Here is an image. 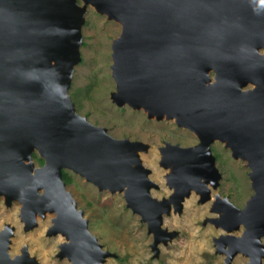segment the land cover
<instances>
[{
	"label": "water",
	"instance_id": "obj_1",
	"mask_svg": "<svg viewBox=\"0 0 264 264\" xmlns=\"http://www.w3.org/2000/svg\"><path fill=\"white\" fill-rule=\"evenodd\" d=\"M80 1L0 0V194L8 195L7 204L19 200L22 213H54L49 233L66 235L60 256H71L74 264H102L109 253L89 230L83 210L66 188L63 169L99 190L126 189L127 207L147 215L154 234L159 233L152 245L174 233L161 227L162 215L172 205L169 196L158 199L150 193L159 186L136 152L143 143L112 137L80 115L70 97L84 13L93 3L96 12L121 24L111 46L112 102L165 110L178 117V127L184 128V122L189 130L184 129L197 134L194 146L166 143L160 148L168 152L161 155L160 164L177 163L166 174L175 193H181L177 210L210 167L212 186L217 187L221 176L210 149L212 134L226 142L233 158L249 160L253 194L242 208L216 194L221 205L216 210L222 214L207 220L225 225L236 217L230 231L242 223L243 232L216 237L217 252L226 244L237 245L249 251L254 264H261L264 97L258 87H244L264 79V0ZM212 71L217 82L210 80ZM33 152L43 159L41 166L35 165ZM206 185L201 182L208 194ZM7 235L5 231L0 236L2 258H7ZM231 258L232 254L226 262Z\"/></svg>",
	"mask_w": 264,
	"mask_h": 264
},
{
	"label": "rangeland",
	"instance_id": "obj_2",
	"mask_svg": "<svg viewBox=\"0 0 264 264\" xmlns=\"http://www.w3.org/2000/svg\"><path fill=\"white\" fill-rule=\"evenodd\" d=\"M78 3L81 4V1L78 0ZM120 31L118 21L87 5L81 27L80 61L73 68L69 94L76 111L86 116L90 123L106 128L114 138L143 143L145 151H138L141 163L150 169L149 178L159 186L157 189L152 187L150 193L157 198L168 197L171 193L165 179L168 169L159 163L162 155L160 148L166 143L193 146L198 139L191 131L178 127L174 118H150L142 109L117 106L112 102L110 94L115 90V83L110 68L111 46ZM210 148L212 154L215 152L218 155L215 165L221 177L217 187L206 185L210 189L209 200L199 202V193L192 191L181 201V210L172 206L169 212L163 214L161 227L174 233L171 239L157 245H152L154 232L148 230V223L141 221L139 214L127 207L122 192L99 190L84 178L66 170L71 179L66 188L77 207L83 210L88 228L97 237L102 250L109 253L102 264H254L246 253H236L226 262L228 255L222 250L217 252L214 239L225 232L207 220L222 214L214 207L213 211L210 210L213 197L216 194L226 197L242 208L253 190L248 176L250 169L244 160L233 158L221 142H213ZM20 205L19 200L13 199L10 208H5L0 200V227L4 222H10L14 227L12 240L9 239L13 252L17 253L26 244L28 259L36 255L41 258L40 264H68L65 258L54 257L58 243L64 241V235L61 232L55 233V237L46 235L48 226H52L53 216L52 222L50 215L45 219L38 218L39 224L25 232L21 216L19 218ZM243 230L241 225L231 232L239 236ZM261 242L264 245V236ZM8 254L13 258L12 253ZM261 264H264V257Z\"/></svg>",
	"mask_w": 264,
	"mask_h": 264
},
{
	"label": "bare ground",
	"instance_id": "obj_3",
	"mask_svg": "<svg viewBox=\"0 0 264 264\" xmlns=\"http://www.w3.org/2000/svg\"><path fill=\"white\" fill-rule=\"evenodd\" d=\"M89 6H92V7H95V5L92 3V4H88ZM257 84H253V86H256ZM125 105H127V103H125ZM137 109H142L143 111H145L146 112V114H150V118H156V119H162V118H165V119H173V120H177L178 119V117L177 116H174V115H172V114H170V113H168V112H166L165 110H148L147 109V107L146 106H144V105H142L141 107L139 106ZM145 109V110H144ZM158 116H162V118H159ZM158 117V118H157ZM182 126L184 127V128H187L188 130H189V128L187 127V125H184V122H182ZM192 133H194V132H192ZM195 134V136L197 137V134L196 133H194ZM212 136H214V139H213V141L211 142V144L213 143V142H216V141H219V142H221V140L217 137V134H212ZM111 143H113L112 141H110ZM222 143V142H221ZM224 143H226V142H223V145H224ZM140 149H142V150H140V151H145L144 149H143V145H142V147L140 148ZM139 150H137L136 152L137 153H139L138 152ZM162 150L160 149V153H162L163 154V156L165 157L167 154H168V152L166 151V150H164V152H161ZM125 153L124 154H129V151H124ZM171 155V154H170ZM196 157H197V154H196ZM139 158H140V155H139ZM239 159V158H238ZM160 160H161V158H159V163H160ZM164 160V159H163ZM246 163L248 162L249 163V160H244ZM164 164V163H163ZM160 164L161 166H164L165 168H167L168 170V172H173V170H174V168L177 166V163L176 162H173L172 164H169V165H167L166 166V164ZM214 178V175H213V170H212V168L210 167V172L208 173V175H206V176H204V175H202V177H200L199 178V181H196V184L197 185H194V186H191V188H189V190H190V193L192 192V191H194V192H196V193H199V196H200V199L199 200H202L203 198H206V196L209 194V192H208V194L206 193V190H205V188L203 187V186H201V182H205V181H207V185L208 184H211V186H212V180H213V178ZM83 178V177H82ZM85 179V178H84ZM165 179H166V173H165ZM171 181V179H169V181L166 179V185L168 186V188L171 190V193L168 195L169 196V203L174 207V209L175 210H177L178 209V202H179V197L181 196V193H175V187H174V185L170 182ZM201 181V182H200ZM218 182V181H217ZM90 183H92L93 184V182H91L90 181ZM93 185H95V184H93ZM218 185V184H217ZM96 186V185H95ZM97 187V186H96ZM154 187V186H153ZM213 188H215L214 186H212ZM155 188V187H154ZM206 188H208V187H206ZM152 189V188H151ZM155 189H157V188H155ZM210 190V189H209ZM125 192V194H126V189H124L123 190V192L122 193H124ZM1 196H3L4 197V199H5V196H8V195H5V194H0ZM154 197V196H153ZM157 198V197H156ZM14 199V198H13ZM12 199V200H13ZM158 199H160V198H158ZM210 199V195H209V197L205 200V201H207V200H209ZM15 200H17V199H15ZM219 198H218V196H217V204L218 205H216V207H214V210L215 211H217V212H222L221 210L220 211H218V210H216V209H221V205H220V203H219ZM21 203V202H20ZM171 206V207H172ZM171 207H170V210H171ZM130 209H132V208H130ZM210 210H212L213 211V208L211 207L210 208ZM26 213L28 214V213H33V212H31L30 210H27L26 211ZM37 213H39V212H37ZM136 213L137 214H139L140 215V217H142L145 221H144V223L145 222H147L148 224H149V227H150V229H151V232H153V225H152V223H153V221L147 216V215H145V214H142V212H137L136 211ZM213 213H215V212H213ZM163 214H165V213H163ZM21 219H22V221H25L26 222V219H28L27 218V215L25 214V213H22L21 214ZM29 220V219H28ZM52 220H53V224H54V218H52ZM237 219H236V217L234 218H232V219H230L229 221H227V223L225 224V225H220V224H216L215 222H213L217 227H219V228H222L223 230H224V234H225V236H228V234L230 235V234H232V232L230 231V226L232 225L233 226V222L234 221H236ZM26 223H28V222H26ZM27 226L26 227H28L29 226V224H26ZM241 225H243L242 223H241ZM224 226L226 227V229L224 228ZM3 231V230H2ZM57 232H61L62 234H63V232L62 231H57ZM56 232V233H57ZM10 233L11 232H9L8 233V235H7V242H9V238H8V236L10 235ZM49 233V232H48ZM61 234V235H62ZM154 234V233H153ZM157 234V238L156 239H160V237L158 236V234L159 233H156ZM58 235H59V233H58ZM64 236H65V238H66V235L65 234H63ZM155 235V234H154ZM10 237V236H9ZM233 241V239H231L230 240V242H232ZM162 242V241H161ZM67 243V242H66ZM66 243L65 244H63V245H66ZM8 244V243H7ZM63 245H62V247H63ZM221 252H224V253H226L228 256V258H229V256L232 254V257L236 254V253H246V255L248 254V256L250 257V259L251 260H253L252 259V257L253 256H251V255H249L250 253H249V251L247 250V249H245V250H242V249H239L238 247H237V245H236V247L235 246H232V247H229V245H225L223 248H222V251ZM225 254V255H226ZM9 256V255H8ZM65 256V255H64ZM69 258H71V256H69V255H67ZM226 257V258H227ZM10 258V257H9ZM21 261H23V255L22 256H19L18 257ZM72 260H73V258H71ZM256 259V258H255ZM11 260H13V259H11ZM14 261V260H13ZM26 262V261H25ZM254 262V261H253ZM73 264H74V261L72 262Z\"/></svg>",
	"mask_w": 264,
	"mask_h": 264
},
{
	"label": "flooded vegetation",
	"instance_id": "obj_4",
	"mask_svg": "<svg viewBox=\"0 0 264 264\" xmlns=\"http://www.w3.org/2000/svg\"><path fill=\"white\" fill-rule=\"evenodd\" d=\"M262 52H261V54L263 53V49L261 50ZM210 80L211 81H216L215 80V77H214V72L212 71L211 73H210ZM263 80V81H262ZM261 80V82L259 83V81L257 82V85L256 86H253L252 84H250V83H248V86H246V87H244V89L245 88H251L252 86L253 87H258L259 89H261V95H262V97H264V79H262ZM217 82V81H216ZM194 134V133H193ZM217 142V141H216ZM219 142V141H218ZM176 145H179V144H177L176 143ZM194 146V145H193ZM211 149V148H210ZM34 153H36V152H33L32 153V159H33V161H34V163H35V165H38V166H41L43 163H39L35 158H33V154ZM37 154V153H36ZM214 157H215V159L217 160V158H218V155L214 152ZM66 172V170L65 169H63L62 170V172ZM66 184H68V183H66ZM158 185V184H157ZM71 193V192H70ZM210 195V194H209ZM222 197V196H221ZM200 199V198H199ZM0 200H2V204H3V206L5 207V208H10V206L12 205V202H13V200L10 202V203H8L7 204V202L5 201V199H2V197H1V195H0ZM214 200V201H213ZM213 202H212V208L213 207H216V205H218L217 204V196L216 197H213ZM19 204V203H18ZM21 214H22V212H21V205H20V209H19V218H20V216H21ZM27 215V218L29 219H26V222H28V223H26L25 221H22V219H21V221L23 222V225L22 226H24L25 228L23 229L25 232L26 231H30V229H32V228H35L38 224H39V220H38V218H42V219H45L46 218V216L47 215H50L49 217H50V222H51V218H52V216H53V218H54V216H55V214L54 213H52V212H46L45 213V215L44 216H41L39 213H35L34 214V212L33 213H28V214H26ZM38 216V217H37ZM37 217V218H36ZM26 224H29V226L28 227H26L27 225ZM5 225H8V227L10 226L12 229H11V234L9 235L10 237H9V239L11 238V240H12V235H14L13 233H14V227L10 224V222H4L3 224H2V226L0 227V236L5 232V231H7V233H9V230H7V228L5 227ZM52 225H53V223H52ZM50 226L51 225H49L48 226V228H47V230H46V235L47 236H52V237H55L56 235H55V233H48L49 232V228H50ZM3 230V231H2ZM63 237V236H62ZM64 238V241H62V243L61 242H59L58 243V245H57V251L55 252V254H54V257L56 258V259H60V260H63L64 258L68 261V264H73L72 262H73V260L71 259V258H69L68 256H67V254H65V256L63 255V256H60V254H61V252L63 251L62 249L60 250V245H63V244H65L66 242H67V240H66V238H65V236L63 237ZM13 242V241H12ZM8 244H7V247H5L6 248V256H7V258H2V257H4L3 256V254L2 253H0V263L1 264H27V263H30V264H40V262H41V258L39 257V256H36V255H33V257L32 258H30V259H28V246L26 245V244H23L20 248H19V251L17 252V253H14L13 252V248L11 247L12 245H10V241L9 242H7ZM12 244V243H11ZM62 247V246H61ZM8 250H10V252L8 251ZM8 253H12V255H13V258H11L10 257V254H8ZM24 254V256H23V261H21L18 257L19 256H22ZM9 255V256H8ZM10 257V258H9ZM11 259H13V260H11ZM26 261V262H25Z\"/></svg>",
	"mask_w": 264,
	"mask_h": 264
},
{
	"label": "trees",
	"instance_id": "obj_5",
	"mask_svg": "<svg viewBox=\"0 0 264 264\" xmlns=\"http://www.w3.org/2000/svg\"><path fill=\"white\" fill-rule=\"evenodd\" d=\"M33 158H35L39 163H43V159L37 156L36 153L33 154ZM62 178L65 181V183H69L71 181L70 177L66 172H62Z\"/></svg>",
	"mask_w": 264,
	"mask_h": 264
}]
</instances>
